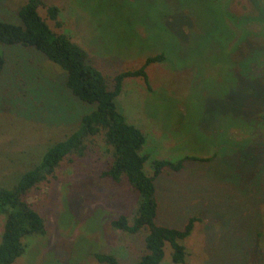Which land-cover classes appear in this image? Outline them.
<instances>
[{
	"label": "rangeland",
	"instance_id": "374dc122",
	"mask_svg": "<svg viewBox=\"0 0 264 264\" xmlns=\"http://www.w3.org/2000/svg\"><path fill=\"white\" fill-rule=\"evenodd\" d=\"M59 7L56 32H65L111 76L139 67L147 56L150 88L127 77L115 98L128 123L146 136L154 159L189 160L155 179L157 224L183 228L187 264H264V0H43ZM25 0H0V19L20 23ZM0 186H12L45 151L66 138L95 108L65 84L66 72L42 52L0 43ZM111 160L102 136L85 154L64 158L27 199L44 217V235L27 240L12 264H106L110 252L133 264L144 252L147 228L136 234L111 220H131L136 192L123 179L100 175ZM4 217L0 215V235ZM164 245L159 264H175Z\"/></svg>",
	"mask_w": 264,
	"mask_h": 264
},
{
	"label": "trees",
	"instance_id": "16d2710c",
	"mask_svg": "<svg viewBox=\"0 0 264 264\" xmlns=\"http://www.w3.org/2000/svg\"><path fill=\"white\" fill-rule=\"evenodd\" d=\"M42 6L46 7L48 18L60 26L56 4L25 0L18 10L20 23L0 19V43L20 44L42 52L65 70V84L71 93L82 102L95 104V108L82 116L75 131L49 147L38 164L20 174L12 186H0V215L4 217L0 235V264H12L26 252L27 240L46 232L44 217L27 199L29 191L53 176L67 156L85 154L87 141L96 136H102L111 153V160L100 175L114 182L125 179L137 196L131 220L121 213L111 220V225L132 234L147 228L144 252L137 256L133 264H159L164 257L165 243L171 246V260L175 264H187L185 247L180 241L191 233L199 217H189L183 228L157 224L155 179L164 169L179 171L186 161L207 162L215 156L187 155L177 161L154 159L150 162L151 172H146L144 164L148 156L142 152L146 136L139 127L126 121L115 103L127 77L141 78L150 88L147 67L161 61L164 55L147 56L139 67L108 76L91 62L82 45L65 32L53 30L40 13ZM4 64L5 57L0 52V74ZM94 257L101 263L121 264L110 252H96Z\"/></svg>",
	"mask_w": 264,
	"mask_h": 264
}]
</instances>
